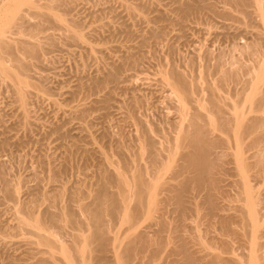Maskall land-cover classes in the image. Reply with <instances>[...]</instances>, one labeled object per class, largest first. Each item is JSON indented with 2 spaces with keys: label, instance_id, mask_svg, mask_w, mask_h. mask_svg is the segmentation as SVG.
Instances as JSON below:
<instances>
[{
  "label": "rangeland",
  "instance_id": "obj_1",
  "mask_svg": "<svg viewBox=\"0 0 264 264\" xmlns=\"http://www.w3.org/2000/svg\"><path fill=\"white\" fill-rule=\"evenodd\" d=\"M1 1L4 0H0V6ZM39 1L45 4L49 0ZM62 1L55 6L62 20L49 16L45 28L32 38L31 24L38 21L35 15L32 18L28 14L25 25L14 26L9 32L15 54L8 55L5 62L15 73L22 72L20 75L28 84V106L23 107L18 100L13 80L0 74V264H70L58 249L56 252L40 246L35 230L23 226L20 218L36 215L43 221L46 211L69 218L74 211L79 222L66 218V222L60 219L59 224L49 226L48 218L43 221L49 228L45 229L51 231L47 233L72 249L75 242L77 246L82 240L77 239L79 234L91 232L80 204L90 202L106 178L111 189L117 190L112 176L116 168L132 180L142 166L155 167L147 149L150 141L155 143L154 149H159L160 160L167 162L166 150L176 146L184 120L180 99L170 82L174 75H183L193 88L194 100L187 97L184 102L190 113L211 109L212 85L217 87L216 96L226 111L237 101L247 118L261 114L252 106L264 91V77L259 84L260 93H256L259 96L249 97L250 106L245 101L251 85L259 83L258 71L264 65V21L253 0ZM261 3L264 12V0ZM67 24L76 25L83 40L72 39ZM48 35L55 41L49 40ZM29 38L44 48L38 53L32 51L35 54L25 48L24 51L21 41ZM19 56L30 68L19 71L21 68L15 67L14 58ZM225 70L232 77L236 73L235 77L229 72L230 79L223 80L221 73ZM187 122L183 121L184 125ZM215 132L216 138L221 132ZM235 150L227 149L221 157L223 168L216 173V185L211 189L215 207L211 206L213 202H206L205 189L186 192L182 205L168 198L166 190H157L160 200L156 211L139 214L136 231L145 232L155 242L164 240L166 246L152 244L158 247V254L151 250L152 245L150 249L146 247L147 252L134 257L133 264H138L140 257L141 264L182 263L181 252L177 251L181 243L195 257V264H247L252 234L245 226L248 212L239 183L244 177L241 172L239 175V166H234L231 151ZM255 150L246 151L250 164L248 181L253 186V197L260 200L257 208L263 207L264 212V173L255 163ZM178 157L170 161L172 166L164 169L165 173L163 163L157 164L158 171L162 169L163 182L171 180L174 168L181 162ZM115 219L111 221L114 232L110 236L125 243L128 225ZM263 219L259 225L261 234ZM259 233L262 244L257 252L264 261V235ZM78 244L84 245L83 241ZM73 249V259L80 264L83 255ZM88 251L89 248L85 257H91L90 264H101L95 251ZM90 252L95 253V258ZM51 255H56L55 260Z\"/></svg>",
  "mask_w": 264,
  "mask_h": 264
},
{
  "label": "bare ground",
  "instance_id": "obj_2",
  "mask_svg": "<svg viewBox=\"0 0 264 264\" xmlns=\"http://www.w3.org/2000/svg\"><path fill=\"white\" fill-rule=\"evenodd\" d=\"M61 1L62 0H49L48 2L45 1V2H47L45 4H43V2H41V1H39L40 2L39 3L38 0H7V1L4 0V1H1L0 9L2 7L4 8V6L6 8H4L5 10H2V12H0V74L5 76V77L11 78L13 80L15 88H16V93L18 95V100H20L23 107L28 106L27 105V99H26V90H25V88L27 87L28 84L24 80V78L20 75L22 72L20 73L19 71H22V69L27 70V68H30L29 67L30 64H28L29 65L28 66L26 63H24L23 60H21L22 55L19 56L20 58H17L18 56L15 57L14 61L17 63V66H15V67L21 68V70L18 68L19 69L18 72L20 74H18L17 72L15 73L13 68H12V70H13L12 71L10 68L11 66H8L6 64V62H5L7 60L6 57L8 55H12L13 52L15 54V51H13V50H15L14 49L15 47H13L14 46L13 45L14 43L12 40L13 38L11 39L12 36L9 35L10 29L14 26H22L25 21H28L27 20V17L29 18L28 14L31 15L32 18L34 17L33 15H35V18H38V21L35 24H31V28H30L31 35L30 34L29 35L32 38L35 33L39 32L40 30H43L45 28V24L48 21V19L50 18L49 16H51L54 19L56 18V20H58V19L60 21L62 20L61 16L57 14L58 12L57 13L55 12L56 4L58 6V2H61ZM253 1L256 4V6L258 7V11L260 12V15L264 21V12H262V10H261V8H262L261 7V5H262L261 0H253ZM62 2L59 4H62ZM8 3H10V4H8ZM26 7H27V9H26ZM67 30L71 32L70 37L71 38L73 37L72 39L77 40V41L83 40V35L80 33L79 30H77L76 25L73 24L70 26V24H69V26H68V24H67ZM17 37H19V36H17ZM31 38H29V40H28L30 42H28L27 40L26 41L20 40L22 42L21 47L23 48V50L25 48L27 51H31V54H35L36 52L38 53V51L44 47H42V43L35 42V41L33 42ZM47 38H49V40H50V38L52 39V37L49 35L47 36ZM27 39H28V37H27ZM53 40H54V38L52 39V41ZM20 41H18V42H20ZM26 50H24V51H26ZM32 51H34L35 53H33ZM14 54H13V56H14ZM13 56H12V58H13ZM220 66H221V64H220ZM221 69H222V67H221ZM229 72L227 70H225L224 73H221L223 75V77H222L223 80H227V78L230 79ZM230 74L232 77L231 72H230ZM235 74L236 73H234L233 77H235ZM174 76H175L174 81H170V82H171V85L173 87L174 93H176V95H178V97L180 99L179 101L181 103V109H182L181 111L183 114V117L182 116L181 117L184 118V120L180 119L183 125L181 124L182 128H181V131H179L180 133H178V135L176 134L177 135L176 136V140H177L176 146L171 145L172 147L168 148L167 150L165 149L166 152L169 153L168 154L169 158L167 157V162L163 163L162 162L163 160H160L161 159V156H160L161 153L159 151H157L158 148L154 149L155 143L151 142V141L147 142V149L150 150V157H151L152 162L154 163V166L156 165L155 167H153L152 169H148V168L145 169V167H143V166L139 169V167H138L139 170H137V173H136V175H134L135 177L133 176L134 178L132 180H131L130 176L127 177L121 171V169H120V171H118L116 168V170H115L116 172L114 171L115 175L112 174V176H113V179L115 177V181H116V184L118 186L117 190L111 189V187L109 186L110 181L106 180L107 179L106 178V179H104L102 184L99 185L101 187L99 188L97 186L99 189L95 190V192L92 194L93 199L91 198L92 200L88 203L82 202V204H80L79 209L82 213L87 215V217H88L87 223L89 225L88 227H90V229H91V232H89V234H87V235H82V234H79L80 236L78 235L79 237L77 239L80 240L79 238H81L82 240H80V241H83L84 245L79 246V245H81V244H78V243H80V241L76 244L77 246H75L76 242L74 243L75 248L72 245L73 248L76 249L77 254L79 252V256H80V254H81V257L83 255V258H81L82 262L81 263L79 262L80 264H90L91 257H90V260L88 259L89 257L88 258L85 257V251L88 248H89V251H90V249H91V251L92 250L95 251L96 254L94 252L93 253L96 256V260L99 261V263H101V264H133L132 262L134 261L133 260L134 257H136L137 255H142L144 252L145 253L147 252L144 250L146 247L152 248L151 247L152 244L153 245L157 244V246H159V248H160L161 245L162 246L165 245L164 240L159 241V242L158 241L155 242V241L151 240V238L149 236H147V234L145 232H143V231L137 232L136 231L138 229V227L136 226V223H137V217L139 216V214L141 216V214H143V213H151L152 214L153 212L156 211V209H157L156 207L159 203V201H158L159 197L158 196L160 194H159V192L157 193V190L159 188H161V190H163V189L166 190L167 195H170L168 198L175 199L178 205L183 204V200H184V196H185L186 192H189L192 189H195L196 191L201 192L205 189L207 192V193H205L206 194L205 199L207 198L206 202L208 201V204L210 202L212 203L213 200H215V198L213 199L212 193H211V189H212L213 185L215 184L214 183L215 177H216L215 175H216V173H218V171L222 170L221 168H223V167H221L222 164H220V161L225 156V152L227 151V149L231 150L232 148H233V151L236 149L235 150L236 152H234V153H233V151H231V153L233 154L232 158L235 159V160L233 159L235 162L234 161H232V162H234L236 164L234 166H239L240 170L237 167L238 171H239V175L241 172V176L244 177L243 181L240 180L239 183L241 184V192L244 194V196H242V197H244L243 200H244V203L246 204L245 209L248 212L247 213L248 214V218H247L248 221H246L247 223H245V226L247 225L250 228L248 233L252 234L251 239H249L250 240L249 243L252 245L251 246L252 250H251V254L249 255L248 261L246 263L247 264H264V261H262V258L260 257V255H258V252H257V249H259L258 247L261 246V244H262L258 240V238L261 237L258 235V233H259V229L261 228L259 226L261 223L260 220L262 217H264V212L262 211L263 207H262V209L257 208L258 204H256V202H259L260 200L257 201L256 200L257 197H256V199L254 198L255 195L253 197V188H252L253 186L252 185L250 186L249 181H248V174H247L249 169H250V164L247 160L248 159L247 156L249 154H247V156H246L247 150H248L247 152L250 153L249 149L250 150L256 149L254 152V156L256 158L255 163L260 167V173H264V91L262 92V94H260L261 96L258 98V101H256V104H255V101H253V103L255 104V107H253L254 104L252 106V108L258 109L255 111L261 112V114L258 113L259 115H256L255 117H252L250 119L247 118L246 113H245V111L241 105V102L236 101L234 104L230 105L231 107L229 106L230 108L226 111V109H224V107L221 104L223 101L221 100V98H219V96H216L217 87H214L212 85L210 87V91H211L210 96H211V103H212L211 109L208 110L206 113H202V112H198V111L190 113V112H188V108L186 110V108L184 107L185 106L184 102L187 99V97H189L190 99L191 98L193 99V92H192L193 88L192 89L190 88L189 81H187V79L183 75L178 73ZM110 77L112 79L116 78L115 75H113V74L112 75L110 74ZM252 77H254V76H252ZM263 77H264V65L261 66L259 71H258V77L257 78L259 79V83L257 81L258 84L254 83L253 85H251L252 86L251 93L248 92V94L249 93L250 94L247 95L248 97H246V99H247V100H245L246 102L249 103V101H251V100L248 101V99L252 95L259 96L256 93H260L259 90H260L261 86H259V84H260V82L263 81ZM62 89H64V88H62ZM171 92H172V90H171ZM255 98H253V99L255 100ZM225 101H226V99H225ZM242 103H243V101H242ZM246 105L250 106V103L246 104ZM204 106H206V105H204ZM183 121H188V122L186 123V125H184ZM215 131L216 132L218 131L219 133L221 132L222 134L220 133V135H223V136H220L219 134H217L219 136H216V138H215V135H214V137H213V133ZM248 139H251V140H249V142L247 143ZM168 142H170V141H168ZM228 153H230V152H228ZM178 154H180V155H178ZM139 156H142V155H139ZM176 156H179L178 158H180L181 162L179 161L178 165L174 168V171H173L174 173H173V176L171 175L172 176L171 180L163 182L162 181L163 174L161 172L162 169L158 171L157 164L160 161L163 163V166H164L163 172H164V169L166 170L170 166H172V165H170L172 163L170 161L172 159H175ZM237 163L239 165H237ZM231 165H232V163H231ZM242 177H240V178H242ZM245 177L247 179H245ZM102 178L103 177H101V180H102ZM262 178H263V176H262ZM79 190H81V189H78V191ZM80 192H82V191H80ZM76 195H79V194H76ZM199 195H200V193H199ZM190 197H191V195H190ZM70 198H71V196H70ZM75 198H76V196H75ZM75 198L72 197L71 200H73V199L76 200ZM132 200H135L133 202L134 206L132 205L133 204ZM211 206L215 207V203L213 202V204ZM245 209H243V210H245ZM63 212L65 213V211H63ZM72 212L73 213H69L70 219L68 218V216L66 218L69 220V222H74V223L79 222V220L77 218H75L76 216L73 215L74 211H72ZM55 213L56 212L53 213V211L52 212L49 211V214H48V212L46 211L47 217L46 216L45 217L48 218V220L46 218L45 219L47 220L46 223L48 225L49 224L54 225V224H57L58 221H60V219H61L60 222H63V220L66 219L64 216H62V217H64V219L61 216H60L61 218L57 217ZM64 213L62 215H64ZM47 214L49 215V217ZM65 214H68V211ZM84 214H82V215H84ZM242 215L244 216V214H242ZM35 216L31 217L30 219L22 217V218H20V222H21V224H23V226H29V227H31L30 229L33 228L35 230L36 235H38V244L39 245L40 244H42L43 246L46 245V247L48 246V248L51 249L52 251H54V250L56 251L58 249L62 253V255L64 257L63 259L67 260L68 263H70V264H76L78 262V260H77V262H75L73 259V256H72L73 255V251H72L73 248L71 249V248H69L71 246L66 247V246H64L65 244H63V245H62V243L60 244L58 242V240L55 238V236H53L54 234L47 233L49 228L45 227L46 223H43V221L45 219H43V221H42L40 218L35 217ZM115 218H118L122 224L128 225V227L126 229V237H125L127 239V241H125V243L120 241L117 236H115V237L110 236L111 235L110 232L112 231L111 221L116 220ZM65 222H66V220H65ZM160 222H162V221H160ZM47 224H46V226H48ZM228 224H230V223H228ZM45 228H47L48 230ZM245 231H246V229H245ZM48 232H51V231H48ZM112 232H114V231H112ZM135 233H137V234H135ZM259 234L264 235L263 233L261 234V232ZM152 239H154V238H152ZM166 243H168V242H166ZM180 245H182V246L179 249H178L179 245L176 246V248H175V249H178L177 250L178 253L181 252V255L183 257V260L180 261L182 263H179V264H195L194 263L195 257L188 251L186 244L181 243ZM155 247H154V249L152 248L151 250H154V252L156 251V253H157L158 247H156L157 249ZM179 250H181V251H179ZM45 251H46V249H45ZM76 251L74 250V252H76ZM177 251H175V252H177ZM51 253L52 252H50L49 254H51ZM93 253H91V254L93 255ZM148 254H150V253H148ZM55 256L53 255V257H52V255H51L52 259L55 258ZM74 257H76V256H74ZM93 258H95L94 255H93ZM138 259L141 261V257ZM53 260H55V259H53ZM140 261H138V262L141 264ZM146 262H148V261H146ZM91 264H93V263H91Z\"/></svg>",
  "mask_w": 264,
  "mask_h": 264
}]
</instances>
